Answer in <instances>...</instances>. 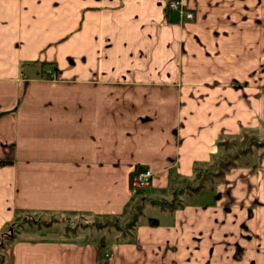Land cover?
<instances>
[{
  "label": "crops",
  "instance_id": "crops-1",
  "mask_svg": "<svg viewBox=\"0 0 264 264\" xmlns=\"http://www.w3.org/2000/svg\"><path fill=\"white\" fill-rule=\"evenodd\" d=\"M168 1L0 0V229L120 216L137 166L163 196L264 120V0H179L190 19ZM253 156L193 194L211 201L150 204L102 263L89 234L47 223L18 229L5 264H264Z\"/></svg>",
  "mask_w": 264,
  "mask_h": 264
},
{
  "label": "rangeland",
  "instance_id": "rangeland-1",
  "mask_svg": "<svg viewBox=\"0 0 264 264\" xmlns=\"http://www.w3.org/2000/svg\"><path fill=\"white\" fill-rule=\"evenodd\" d=\"M258 125L255 127L256 129H253L251 134L255 136L256 138L259 139H264V120L261 118H258ZM244 131H247L243 129ZM249 132V131H248ZM240 134V133H239ZM239 136V135H238ZM235 148V147H234ZM263 148H252L251 154H247L241 159L238 160V163H243L245 161H251L255 158V154H257L259 151H261ZM235 149H232L231 151L233 152ZM208 166L206 165L205 168H203L201 171L198 169L197 175L193 176V178L188 179L189 182L184 181L180 182L175 185V187H170L167 192H163V196L159 193L154 194L148 189V187H136V192L134 193V198L127 207L126 211L121 214L120 216L117 217H101L97 218L96 221H99L102 223V226L100 228H97L95 226H88L85 224H90L93 223V220L91 221H84V220H78L71 217L67 218L65 220L61 221H54V218H46L44 216L40 218L32 217L31 218H19V220L16 221L14 229L18 231L20 228L24 227H31L34 228L36 226H45L47 223H55V225H59L60 227L69 225V229H75L78 231H83L85 234H89L92 239L95 241H100L102 239H106L108 242H113V241H119L122 239L123 236L127 235L130 233L132 230V225L129 222L131 221L132 218V212L136 213L134 211V206H139L141 208V211L143 213L144 209L147 210V215L154 214V210H149L151 207L150 204H153L156 207L162 208V209H168V206L170 203H172L173 206L176 208L183 206L185 203L189 202L192 200L194 204H200V203H205L208 201H211L213 199V194H209L208 192L201 191L197 193L196 195L193 196V190L192 186L197 185L199 182L204 183L203 187H208L212 186L217 182V178L212 177V176H206L207 178H204L203 175L206 173ZM215 168V166L213 167ZM200 171V172H199ZM180 190L179 194H176V190ZM153 197V198H152ZM153 200H157V203H152ZM154 202V201H153ZM19 217V216H18ZM140 215L138 216V218ZM64 218V217H63ZM153 218H158V215L153 217ZM87 219H90L87 218ZM95 221V220H94ZM57 222V223H56ZM84 225V226H83Z\"/></svg>",
  "mask_w": 264,
  "mask_h": 264
},
{
  "label": "trees",
  "instance_id": "trees-1",
  "mask_svg": "<svg viewBox=\"0 0 264 264\" xmlns=\"http://www.w3.org/2000/svg\"><path fill=\"white\" fill-rule=\"evenodd\" d=\"M216 144L219 146V150L214 154L213 157H211V161L209 164H207L208 168L206 173L203 175L204 178H207L206 176H212L217 178L218 181H222L224 178L225 172L236 166L238 163V160L241 159V157L251 154L252 148H263L264 150V139H259L253 136L248 131L241 130L239 136H233L230 138L223 137L220 140L216 142ZM235 147V148H234ZM232 149H235L233 152L231 151ZM253 153V152H252ZM215 166V168H213ZM144 168L137 166L134 170L130 172V185L133 187V179L134 177L141 171H143ZM200 170V169H199ZM202 170V169H201ZM200 170V171H201ZM199 171V172H200ZM198 172V171H197ZM197 172L194 174L197 175ZM189 180L186 177L181 178L179 181L172 180L170 182V187H175L177 184L180 182H184ZM202 182H199L197 185L192 186L193 193L198 191L200 188L203 187ZM136 188V186H134ZM133 187V188H134ZM169 187V188H170ZM176 194L180 193V190L175 191ZM154 201V202H153ZM152 203H157V200H153ZM134 211L136 213L132 212V218L129 224L133 226L135 222L138 219V216L141 215L142 211L139 206H134ZM176 208L175 206L170 203L168 206L169 210H173ZM93 220V223L90 224H85L88 226H95L97 228H100L102 226V223L99 221H96L97 218L91 219ZM95 220V221H94ZM16 221H12L5 225L2 229H0V264H5V256L2 253V249L5 246V244L9 243L14 237L15 233L17 232L14 227H15ZM84 226V225H83ZM103 240L98 241L97 243V251H96V260L98 263H102L105 259V251L104 248L105 246L103 245Z\"/></svg>",
  "mask_w": 264,
  "mask_h": 264
},
{
  "label": "built area",
  "instance_id": "built-area-1",
  "mask_svg": "<svg viewBox=\"0 0 264 264\" xmlns=\"http://www.w3.org/2000/svg\"><path fill=\"white\" fill-rule=\"evenodd\" d=\"M166 5L169 9H176V8L180 9V11L184 13L183 15L186 19L192 18L191 11L184 10V8L180 5L179 0H169L166 3ZM150 177H151V172L148 169H144L134 177V185L137 187H144L148 185Z\"/></svg>",
  "mask_w": 264,
  "mask_h": 264
}]
</instances>
